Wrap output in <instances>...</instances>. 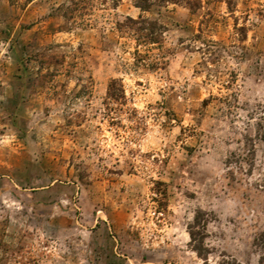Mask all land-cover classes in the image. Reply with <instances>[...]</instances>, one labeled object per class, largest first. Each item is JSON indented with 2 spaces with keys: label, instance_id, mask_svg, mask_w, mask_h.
Segmentation results:
<instances>
[{
  "label": "rangeland",
  "instance_id": "obj_1",
  "mask_svg": "<svg viewBox=\"0 0 264 264\" xmlns=\"http://www.w3.org/2000/svg\"><path fill=\"white\" fill-rule=\"evenodd\" d=\"M0 264H264V0H0Z\"/></svg>",
  "mask_w": 264,
  "mask_h": 264
},
{
  "label": "trees",
  "instance_id": "obj_2",
  "mask_svg": "<svg viewBox=\"0 0 264 264\" xmlns=\"http://www.w3.org/2000/svg\"><path fill=\"white\" fill-rule=\"evenodd\" d=\"M114 85H115V81H111L110 84H109V91L112 90V88H113ZM108 96H109V98H111V99H113V100H116L118 97H120V96H118L117 94H115L114 92H109V93H108ZM189 234H190L191 237H192L193 232L189 231Z\"/></svg>",
  "mask_w": 264,
  "mask_h": 264
}]
</instances>
